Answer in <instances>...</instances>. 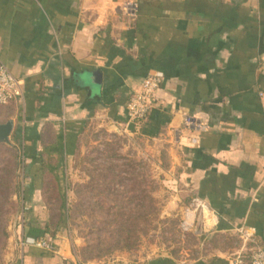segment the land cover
Here are the masks:
<instances>
[{
    "label": "crops",
    "instance_id": "0c3cea01",
    "mask_svg": "<svg viewBox=\"0 0 264 264\" xmlns=\"http://www.w3.org/2000/svg\"><path fill=\"white\" fill-rule=\"evenodd\" d=\"M136 1L130 18L121 0H0V61L20 82L0 124L14 122L25 154V236L44 228L42 168L61 182L87 125L102 123L169 142L214 231L254 230L264 248V0ZM152 72L164 74L153 108L130 124ZM63 240L11 264H80ZM244 252L215 264H247Z\"/></svg>",
    "mask_w": 264,
    "mask_h": 264
},
{
    "label": "rangeland",
    "instance_id": "374dc122",
    "mask_svg": "<svg viewBox=\"0 0 264 264\" xmlns=\"http://www.w3.org/2000/svg\"><path fill=\"white\" fill-rule=\"evenodd\" d=\"M84 134L80 152L64 163L63 180L50 171V184L39 193L46 215L40 224L52 225V240L64 239L78 263L215 264L248 252L238 233L215 232L209 213L194 205L185 169L169 142L102 123L87 125ZM10 143L0 141V264H11L24 251L20 238L27 218L25 154ZM60 190L66 197V235L55 230L62 214ZM187 214L193 217L184 228ZM115 215L134 216L125 222L131 230L123 236H129L126 242H119Z\"/></svg>",
    "mask_w": 264,
    "mask_h": 264
},
{
    "label": "built area",
    "instance_id": "2783aa9c",
    "mask_svg": "<svg viewBox=\"0 0 264 264\" xmlns=\"http://www.w3.org/2000/svg\"><path fill=\"white\" fill-rule=\"evenodd\" d=\"M120 10L124 16L135 17L138 10L137 1L121 0ZM13 75L7 65L0 61V106L9 105L19 95L20 82ZM163 81L164 74L161 72H152L142 80L139 89L130 96L126 105V116L130 124L137 126L148 117ZM186 124L190 125L188 122ZM194 205L202 210L208 209V206L199 198L194 200ZM188 217L191 218L190 214H187L184 220V228L189 226ZM22 222H24V216H22ZM238 234L248 248L247 264H264V248L256 238L254 230L243 228L238 231ZM20 244L23 250L35 248L49 253L56 251L55 241L50 238L34 239L24 235L20 238ZM240 263H243L242 260Z\"/></svg>",
    "mask_w": 264,
    "mask_h": 264
},
{
    "label": "trees",
    "instance_id": "16d2710c",
    "mask_svg": "<svg viewBox=\"0 0 264 264\" xmlns=\"http://www.w3.org/2000/svg\"><path fill=\"white\" fill-rule=\"evenodd\" d=\"M10 144L12 146H15L17 149L20 148L19 147V144L17 142H13V143H10ZM46 170L47 169L43 170V168H42V180H41L42 181V184H41V189L43 190V192L45 191V189L47 188V186H49V184H50L49 177L52 176L50 171H48V173L47 172H44ZM59 187L61 188L60 185H59ZM59 195L63 199L62 206H61V213L62 214L60 215V219H59V221L57 223L58 225H57V227H56L55 230L58 231V232H62L64 235H66L67 234V222H66L67 221V208H66V201H65V198L66 197L63 194V192H61V190H60V194ZM44 200L46 201L45 196H44ZM133 217L134 216H128L127 219L124 220L123 219V216H118V215L111 216V219L113 221H117L118 224H119V229L117 230L118 235H119V239H120L119 242H122V241L126 242V241H128L130 239L129 236H127L126 238H124L123 236L126 233H130L131 234V230H127L126 229L127 227H126L125 222H133L134 221ZM51 227H52L51 224H47L45 228H41V227H38V226H32L31 225V226H29V229L27 231V235L26 236L27 237L34 238V239H41V238H50V239H52L53 234L50 235L51 232H52ZM55 244H56V242H55ZM128 247H131V245L130 244H127L125 246V248H128ZM109 250H113V248H109Z\"/></svg>",
    "mask_w": 264,
    "mask_h": 264
},
{
    "label": "water",
    "instance_id": "95a60500",
    "mask_svg": "<svg viewBox=\"0 0 264 264\" xmlns=\"http://www.w3.org/2000/svg\"><path fill=\"white\" fill-rule=\"evenodd\" d=\"M14 129V122L12 120L5 124H0V141L9 142Z\"/></svg>",
    "mask_w": 264,
    "mask_h": 264
},
{
    "label": "bare ground",
    "instance_id": "6f19581e",
    "mask_svg": "<svg viewBox=\"0 0 264 264\" xmlns=\"http://www.w3.org/2000/svg\"><path fill=\"white\" fill-rule=\"evenodd\" d=\"M205 212H206V214L208 213V211L205 209ZM193 217V215H191V218ZM211 223H212V220H211Z\"/></svg>",
    "mask_w": 264,
    "mask_h": 264
}]
</instances>
